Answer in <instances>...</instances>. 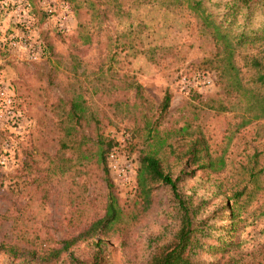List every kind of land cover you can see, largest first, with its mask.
Here are the masks:
<instances>
[{"label": "rangeland", "instance_id": "374dc122", "mask_svg": "<svg viewBox=\"0 0 264 264\" xmlns=\"http://www.w3.org/2000/svg\"><path fill=\"white\" fill-rule=\"evenodd\" d=\"M62 3L52 17L34 6L28 28L14 22L10 7L0 14V82L18 118L16 124L0 119V239L48 244L102 214L106 190L98 135L113 139L117 162L126 167L128 181L121 183L105 155L126 240H144L163 223L162 191L142 210L135 183L140 154H156L175 168L177 155L200 130L212 150L224 152L227 170L255 153L264 165V119L239 125L252 112L246 98L227 85L233 71L229 76L219 45L192 13L160 0ZM260 24L264 10L253 15L249 29ZM27 30L37 49L34 60L5 40ZM234 59L242 83L255 87L242 59ZM165 91L171 94L169 107L159 117ZM219 104L229 109L208 107ZM69 107L83 117L74 136L65 134ZM83 132L89 138L79 142ZM238 235L239 261L264 264V215L250 214Z\"/></svg>", "mask_w": 264, "mask_h": 264}, {"label": "trees", "instance_id": "16d2710c", "mask_svg": "<svg viewBox=\"0 0 264 264\" xmlns=\"http://www.w3.org/2000/svg\"><path fill=\"white\" fill-rule=\"evenodd\" d=\"M160 1L192 13L201 30L219 45L229 76V70L233 71L227 85L246 98V110L252 112L239 125L264 119V91L255 90L264 87V47H255L256 42L264 46V24L249 29L253 15L263 12L264 0ZM244 48L252 51L244 52ZM235 56L252 73L255 87L242 83ZM138 87L134 86L136 95ZM170 98L165 91L158 104L159 117L166 113ZM208 107L229 109L223 104ZM69 108L65 134L74 136L83 117ZM88 138L80 133L79 142ZM68 140L72 142V138ZM95 142L106 190L102 214L75 233L48 244L0 239V264H242L236 255L238 231L250 214L264 215V165L259 164L256 153L227 170L224 152L212 150L197 130L177 155L175 168L165 165L156 154H140L135 183L142 210L148 209L153 195L162 191L163 223L157 233L147 234L144 240H126L121 210L107 177L105 155L113 139L98 135ZM65 146L66 142H61V147ZM252 203L255 207L249 213Z\"/></svg>", "mask_w": 264, "mask_h": 264}, {"label": "built area", "instance_id": "2783aa9c", "mask_svg": "<svg viewBox=\"0 0 264 264\" xmlns=\"http://www.w3.org/2000/svg\"><path fill=\"white\" fill-rule=\"evenodd\" d=\"M34 6L47 17H52L56 8L64 7L62 0H0V14L4 9L6 11L10 7L14 22L22 23L24 27L28 28L31 25L29 12ZM57 20L58 26L62 27V20H64L62 13L57 17ZM5 40L9 47L24 51L28 59L34 60L37 57L35 41H32L28 30L19 34H8ZM11 104L12 100L7 88L0 82V119L16 124L18 118L13 114ZM106 160L108 168L115 173L117 181L126 183L128 181L126 167L118 164L115 149H110L106 153Z\"/></svg>", "mask_w": 264, "mask_h": 264}]
</instances>
